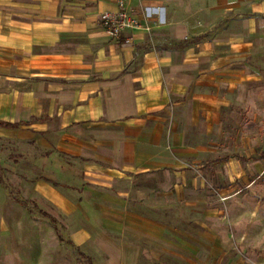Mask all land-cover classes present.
Returning a JSON list of instances; mask_svg holds the SVG:
<instances>
[{
	"label": "crops",
	"instance_id": "0c3cea01",
	"mask_svg": "<svg viewBox=\"0 0 264 264\" xmlns=\"http://www.w3.org/2000/svg\"><path fill=\"white\" fill-rule=\"evenodd\" d=\"M117 1L0 0V141L28 146L93 264H250L264 168L229 96L257 73L264 0H124L140 27L113 39Z\"/></svg>",
	"mask_w": 264,
	"mask_h": 264
},
{
	"label": "rangeland",
	"instance_id": "374dc122",
	"mask_svg": "<svg viewBox=\"0 0 264 264\" xmlns=\"http://www.w3.org/2000/svg\"><path fill=\"white\" fill-rule=\"evenodd\" d=\"M246 62L257 73L231 94L229 101L241 114L244 132L255 134L246 142L244 139L245 146L254 147L255 152L248 160H257L264 168V45L253 46ZM32 163L25 143L0 141V264H93L70 241L64 227L69 220L76 224L80 219H54L45 214L50 206L33 193L32 184L39 171L32 168ZM261 172L253 192L255 200L242 207L249 215L257 211L256 218H249L253 220L252 235L244 241L249 247L245 255L250 264H264V170ZM236 219L241 221L240 217ZM249 219L242 223L246 225ZM143 259L138 264L152 262L146 256ZM126 260L127 264H137L136 256L129 255Z\"/></svg>",
	"mask_w": 264,
	"mask_h": 264
},
{
	"label": "built area",
	"instance_id": "2783aa9c",
	"mask_svg": "<svg viewBox=\"0 0 264 264\" xmlns=\"http://www.w3.org/2000/svg\"><path fill=\"white\" fill-rule=\"evenodd\" d=\"M118 10L114 13L105 12L100 16L102 29L111 38H118L126 29H138L140 24L127 9L124 0L117 1Z\"/></svg>",
	"mask_w": 264,
	"mask_h": 264
},
{
	"label": "trees",
	"instance_id": "16d2710c",
	"mask_svg": "<svg viewBox=\"0 0 264 264\" xmlns=\"http://www.w3.org/2000/svg\"><path fill=\"white\" fill-rule=\"evenodd\" d=\"M0 126H4V127H15L16 125H11V124H6V123H0ZM87 260H89V262H90V259L89 258H87Z\"/></svg>",
	"mask_w": 264,
	"mask_h": 264
}]
</instances>
